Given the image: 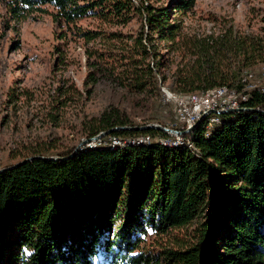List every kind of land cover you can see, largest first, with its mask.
Instances as JSON below:
<instances>
[{
	"label": "trees",
	"instance_id": "1",
	"mask_svg": "<svg viewBox=\"0 0 264 264\" xmlns=\"http://www.w3.org/2000/svg\"><path fill=\"white\" fill-rule=\"evenodd\" d=\"M196 1L181 0L171 7L187 14ZM0 2L17 22L50 7L55 26L86 44L103 34L84 29L80 22L87 19L127 25L138 15L160 41L174 44L180 34V25L170 23L169 9L157 10L143 0ZM144 34L143 26L132 46L110 55L112 76L118 71L122 84L137 93L148 92L161 71V53L150 46L152 37L148 50ZM109 37L123 39L118 33ZM152 48L157 73L148 61ZM198 48L210 63L204 60L195 75L179 77L177 93L246 94L243 80L251 70L242 71L237 87H227L232 76L209 56L214 44L199 42ZM86 54L90 77L103 75V55ZM247 106L259 112L210 114L183 135L185 144L165 145L169 136L156 130L116 132L101 140H143L157 134L165 139L88 149L66 161L38 160L0 174V264H264V95L252 92ZM89 125L88 139L128 122L110 107ZM75 149L56 153L54 147H41L23 159L67 158ZM204 210L192 245L159 247L165 236L187 228Z\"/></svg>",
	"mask_w": 264,
	"mask_h": 264
},
{
	"label": "rangeland",
	"instance_id": "2",
	"mask_svg": "<svg viewBox=\"0 0 264 264\" xmlns=\"http://www.w3.org/2000/svg\"><path fill=\"white\" fill-rule=\"evenodd\" d=\"M179 1L143 0L157 10H170V23L180 25L174 44L160 41L146 20L138 15L127 25H101L91 19L82 20L80 25L84 29L103 33L86 44L55 26L50 7L45 8V13L36 12L17 22L7 14L4 2H0V170L24 160V156L41 147H54L56 153L77 147L88 139L89 122L100 118L110 107L119 110L127 126L160 124L181 131L178 103L174 99L165 100L168 96L183 97L186 101L210 97H188L176 92L179 77L195 75L204 60L210 63L208 56L200 54L199 42L214 44V54H209L215 57L211 60L213 65L227 75L235 74L225 86L237 87L242 71L251 70L243 80L245 91L258 90L264 95V0H197L187 14L172 9ZM143 26L145 43L149 46L152 37L150 46L156 45L161 53L158 59L161 71L152 80L148 92L137 93L129 90L126 83L122 84L118 71L112 76L110 55L114 49L118 53L122 47L132 46ZM111 33H118L123 39L111 40ZM86 50L103 55L107 70L103 75L90 77L93 69L88 65ZM94 61L92 58L91 62ZM148 61L157 73L153 48ZM224 93L227 92L216 95ZM228 94L229 98H221V106H230V98L245 95ZM215 113L219 111H210L211 115ZM201 118L197 117V123ZM168 136L174 142H184L183 136ZM152 138L156 142L165 139L159 134ZM128 141L134 140L87 145L84 149H113V146L124 147ZM138 141L152 142L148 138ZM206 213L204 210L187 228L170 232L163 238L164 247L158 244L159 247L192 245L196 241L194 229L200 226ZM153 239L154 234L150 233V240Z\"/></svg>",
	"mask_w": 264,
	"mask_h": 264
},
{
	"label": "built area",
	"instance_id": "3",
	"mask_svg": "<svg viewBox=\"0 0 264 264\" xmlns=\"http://www.w3.org/2000/svg\"><path fill=\"white\" fill-rule=\"evenodd\" d=\"M262 89V88H259ZM256 92L258 90H250L246 92V94L242 98H230V106H221V98H229L228 93H224V95H211L208 98L204 99H195L194 101H186L181 98H172L168 96L165 101H171L174 99L179 105L177 120L182 125L183 131L190 129L192 126H195L197 123V117H204L207 115L206 118L210 117L211 110H218L219 112H225L228 110H244L245 112L253 109L249 108L247 104L251 99V93ZM169 95V94H168ZM127 140H140V138H129L122 140L120 138L109 137L107 141H98L95 143L90 144H102V143H119V142H126ZM150 140H154L150 137ZM166 141L172 142L174 144H183L181 140L178 142H174L171 139H166Z\"/></svg>",
	"mask_w": 264,
	"mask_h": 264
},
{
	"label": "water",
	"instance_id": "4",
	"mask_svg": "<svg viewBox=\"0 0 264 264\" xmlns=\"http://www.w3.org/2000/svg\"><path fill=\"white\" fill-rule=\"evenodd\" d=\"M250 112H259L256 109H251L249 110ZM245 112L244 110H228L225 112L220 113V115H235V114H240ZM207 115H205L202 120L197 123L195 126H193L192 128L186 130V131H177V130H173L167 127H164L160 124H150V125H145V126H123V127H117L105 132L100 133L98 136L94 137V138H90V139H85L83 140L74 150V152L67 158L65 157H58V156H52V157H45V156H33V157H29L26 158L18 163H16L15 165L8 167V168H4L0 170V174L6 173L8 171H12V170H16L18 168H21L31 162L34 161H53V162H59V161H66L68 159L73 158L74 156H76L78 153L85 151L84 147L87 145H90L92 143L98 142L100 141L102 138L109 136V135H113L116 132H145V131H150V130H156L159 132H162L164 134L167 135H171V136H183L185 134L191 133L197 126H199L205 119H206Z\"/></svg>",
	"mask_w": 264,
	"mask_h": 264
},
{
	"label": "bare ground",
	"instance_id": "5",
	"mask_svg": "<svg viewBox=\"0 0 264 264\" xmlns=\"http://www.w3.org/2000/svg\"><path fill=\"white\" fill-rule=\"evenodd\" d=\"M263 91H264V90H263ZM263 91H262V92H263ZM214 111H216V110H214ZM220 113H221V112H219V113H215V114L219 115Z\"/></svg>",
	"mask_w": 264,
	"mask_h": 264
}]
</instances>
